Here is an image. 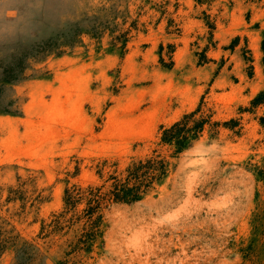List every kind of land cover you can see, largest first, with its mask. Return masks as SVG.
Returning <instances> with one entry per match:
<instances>
[{
  "label": "rangeland",
  "instance_id": "1",
  "mask_svg": "<svg viewBox=\"0 0 264 264\" xmlns=\"http://www.w3.org/2000/svg\"><path fill=\"white\" fill-rule=\"evenodd\" d=\"M263 47L264 0H0V264H264ZM198 109L167 177L73 252L67 193L170 155Z\"/></svg>",
  "mask_w": 264,
  "mask_h": 264
},
{
  "label": "trees",
  "instance_id": "2",
  "mask_svg": "<svg viewBox=\"0 0 264 264\" xmlns=\"http://www.w3.org/2000/svg\"><path fill=\"white\" fill-rule=\"evenodd\" d=\"M264 49V47H263ZM263 96L253 101V106H258L263 101ZM201 110L185 115L182 120L163 131L160 146L166 147L170 155L163 156L162 150L154 151L146 160H141L127 170L125 178L112 177L113 181L107 191L101 188H88L85 191H73L67 193L66 205L69 210H74L79 202L87 201V207L83 210L78 220H84L82 234L75 245L73 252H91L92 248L101 236L103 215L101 212L112 204H133L141 201L156 184L162 182L168 174L169 158H176L197 141L207 125L211 124V117H197ZM69 212V211H68ZM67 213L60 215L54 222L58 226ZM73 219V218H72Z\"/></svg>",
  "mask_w": 264,
  "mask_h": 264
}]
</instances>
